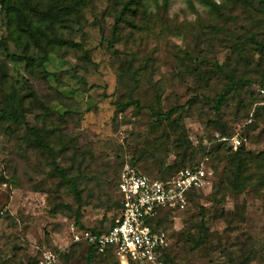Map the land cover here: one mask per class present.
Here are the masks:
<instances>
[{
  "label": "rangeland",
  "instance_id": "rangeland-1",
  "mask_svg": "<svg viewBox=\"0 0 264 264\" xmlns=\"http://www.w3.org/2000/svg\"><path fill=\"white\" fill-rule=\"evenodd\" d=\"M261 85L264 0H0V110L16 117L0 112V261L137 264L89 257L73 230L116 214L124 163L170 176L223 128L245 132L251 177L216 188L225 162L208 160L159 264H264Z\"/></svg>",
  "mask_w": 264,
  "mask_h": 264
},
{
  "label": "built area",
  "instance_id": "built-area-1",
  "mask_svg": "<svg viewBox=\"0 0 264 264\" xmlns=\"http://www.w3.org/2000/svg\"><path fill=\"white\" fill-rule=\"evenodd\" d=\"M258 91L264 96V87ZM208 139V146L222 143L232 150L246 141L239 134L225 136L214 133ZM208 160L205 157L191 162L166 178L149 177L124 163L117 182L118 215L103 232L76 228L72 233L73 241L90 246L94 254L104 255L111 251L121 263H161L162 254L169 247L170 236L163 226L156 227L157 215L161 209L178 211L187 206L189 190L202 188L212 176L213 168ZM57 258V252L44 249L36 263L55 264Z\"/></svg>",
  "mask_w": 264,
  "mask_h": 264
},
{
  "label": "trees",
  "instance_id": "trees-1",
  "mask_svg": "<svg viewBox=\"0 0 264 264\" xmlns=\"http://www.w3.org/2000/svg\"><path fill=\"white\" fill-rule=\"evenodd\" d=\"M2 1L8 2V0H2ZM4 50L6 52L7 57H9L13 60L31 59L33 57L32 55L29 56L26 54H16V53L10 52L8 50V48H6V47L4 48ZM260 87H264V85H261ZM257 93H258V91H257ZM206 99L212 101L214 103L215 110L219 111V107L225 101V95H224V93H220L217 97H212V98L206 97ZM170 111H173V109ZM0 112H3V114H7L8 116L16 119L15 116H13L11 113L6 112L5 110H0ZM216 132H218L222 135H225V136H231L233 134H239L240 136L246 137L245 132H241L240 130L226 131L225 129L221 128L219 131H216ZM244 149H245L244 143L241 144L235 150L230 149L229 146H227L226 144H222V143H215V144L210 145V146H206L203 143V145L201 144L199 146V150H200L199 158L200 159L207 157V158H209L210 162L215 160V159H217L219 161L224 160V162H225L223 173L220 175L219 179L215 183H213V185L216 186V188L218 187V188L223 189V190L224 189H231V190L236 191L244 183H248L247 181L251 177L249 169L251 168V165L254 163V157H251V155H249L247 152H245ZM190 163H191V161L188 163V165ZM142 173H144V172H142ZM144 174H146V173H144ZM146 175L149 177H158L156 175H148V174H146ZM62 176L65 177V174L62 173ZM166 177H169V176L161 175V177H159V178H166ZM118 178H119V175H118ZM118 178H117V182H118ZM117 182H116V192H117ZM199 190H200V188H196V189L194 188V189L189 190V192L187 194L189 204L195 198V196L198 194ZM186 208H187V206L184 209L178 210V211L171 210V209H161L157 215V218H156V224H155L156 227L159 228L160 226H163V223H164L166 218L171 217L174 214H177L179 212H182ZM119 209H120V201L117 198L116 214L110 219V221L107 224H105V226L103 228H89V229L93 232L105 231L106 228L108 227V225L110 223H112V220L114 219V217L118 215ZM75 218H76V223L79 225V212L76 213ZM201 225H202V223H201ZM78 227L84 228L81 224ZM263 244H264V242H263ZM86 248L88 250V256L89 257L92 254H94L92 252V249L90 246H86ZM167 249L162 254V260L163 261L167 260V257H168ZM104 255H113V254L111 253V251H108ZM36 261H37V258L31 260L30 264H37ZM129 262L131 263V261H129ZM1 263L4 264L3 262H1ZM232 264H237V263H232Z\"/></svg>",
  "mask_w": 264,
  "mask_h": 264
}]
</instances>
